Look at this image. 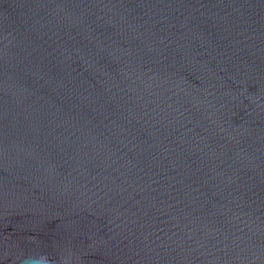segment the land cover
<instances>
[{
  "label": "water",
  "instance_id": "95a60500",
  "mask_svg": "<svg viewBox=\"0 0 264 264\" xmlns=\"http://www.w3.org/2000/svg\"><path fill=\"white\" fill-rule=\"evenodd\" d=\"M0 264H264V0H0Z\"/></svg>",
  "mask_w": 264,
  "mask_h": 264
}]
</instances>
